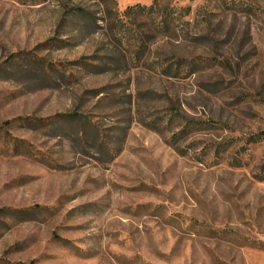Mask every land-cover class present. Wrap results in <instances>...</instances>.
I'll use <instances>...</instances> for the list:
<instances>
[{
  "label": "rangeland",
  "instance_id": "rangeland-1",
  "mask_svg": "<svg viewBox=\"0 0 264 264\" xmlns=\"http://www.w3.org/2000/svg\"><path fill=\"white\" fill-rule=\"evenodd\" d=\"M153 1L0 0V264H264V0Z\"/></svg>",
  "mask_w": 264,
  "mask_h": 264
},
{
  "label": "trees",
  "instance_id": "trees-1",
  "mask_svg": "<svg viewBox=\"0 0 264 264\" xmlns=\"http://www.w3.org/2000/svg\"><path fill=\"white\" fill-rule=\"evenodd\" d=\"M193 1V0H190ZM210 1V0H206ZM228 9H233L235 11L247 13L252 11L253 6L250 3H247L245 0H218ZM147 13L149 17H152L154 27L161 33H168L170 30L179 32L184 39L193 38L196 43L201 45L208 44L206 40L210 38L209 34L197 32L192 33L193 27L202 28L205 26L208 21V17L211 14V11H208L206 7H200L194 11L191 4L180 5L174 0H154L150 5L145 4H135L128 6L124 15L128 14H143ZM195 14L193 20L190 16ZM224 62L211 56L199 55L195 59L189 61L186 65L182 67L181 64H177L174 69L167 67L169 73L181 74L185 72L186 74L195 73L198 71V68L202 65L208 66H220ZM176 116V115H174ZM174 116L171 117V120L174 119ZM224 125L220 122L213 120L198 121L186 124L179 133L175 134L172 139V144L179 150L177 147L178 137L185 133L188 129L204 130L208 132H214L215 130L221 129ZM264 133H260L253 137V140L259 141L263 138ZM183 154V153H181Z\"/></svg>",
  "mask_w": 264,
  "mask_h": 264
}]
</instances>
